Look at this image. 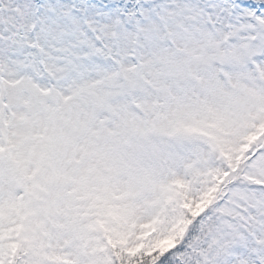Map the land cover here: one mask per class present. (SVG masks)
Masks as SVG:
<instances>
[{"label":"snow or ice","instance_id":"6c2138e0","mask_svg":"<svg viewBox=\"0 0 264 264\" xmlns=\"http://www.w3.org/2000/svg\"><path fill=\"white\" fill-rule=\"evenodd\" d=\"M0 264H264V0H0Z\"/></svg>","mask_w":264,"mask_h":264}]
</instances>
